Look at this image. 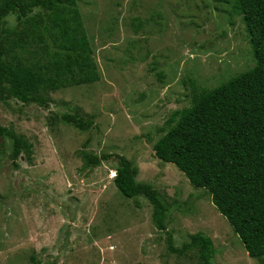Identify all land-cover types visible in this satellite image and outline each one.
Instances as JSON below:
<instances>
[{
	"label": "rangeland",
	"instance_id": "374dc122",
	"mask_svg": "<svg viewBox=\"0 0 264 264\" xmlns=\"http://www.w3.org/2000/svg\"><path fill=\"white\" fill-rule=\"evenodd\" d=\"M75 3L98 79L40 90L42 105L0 102V126L22 140L12 164L11 138L0 137V264H199L195 249L166 250L143 196L117 191L115 155L169 205L165 225L175 247L197 232L211 242L212 264H264V257L247 255L206 191L152 151L168 117L190 105L193 91L254 64L227 0ZM38 10L4 18L10 60L50 58L49 41L38 36ZM63 113L91 125L80 130L61 120ZM81 150L110 157L89 165Z\"/></svg>",
	"mask_w": 264,
	"mask_h": 264
},
{
	"label": "trees",
	"instance_id": "16d2710c",
	"mask_svg": "<svg viewBox=\"0 0 264 264\" xmlns=\"http://www.w3.org/2000/svg\"><path fill=\"white\" fill-rule=\"evenodd\" d=\"M227 12L238 16L254 59L251 68L209 89L193 91L190 105L173 111L170 123L152 144L153 155L175 165L196 188H202L224 217L249 257H264V0H227ZM31 8L40 27L38 36L52 47L50 58L25 63L6 57L10 29L5 17L24 16ZM18 56V55H17ZM98 79L75 0H0V102L22 103L45 100L36 95L67 84L91 83ZM194 88V86H192ZM196 88V87H195ZM59 118L85 130L91 121L75 113ZM0 137L11 138L13 160L22 140L0 126ZM83 163L95 165L110 156L80 151ZM112 182L124 197L143 196L151 205V220L164 234L167 251L182 255L195 249L199 264H212L214 249L209 238L193 233L175 247L165 218L169 205L149 183L136 181V167L115 155Z\"/></svg>",
	"mask_w": 264,
	"mask_h": 264
},
{
	"label": "bare ground",
	"instance_id": "6f19581e",
	"mask_svg": "<svg viewBox=\"0 0 264 264\" xmlns=\"http://www.w3.org/2000/svg\"><path fill=\"white\" fill-rule=\"evenodd\" d=\"M111 176H113V174Z\"/></svg>",
	"mask_w": 264,
	"mask_h": 264
}]
</instances>
